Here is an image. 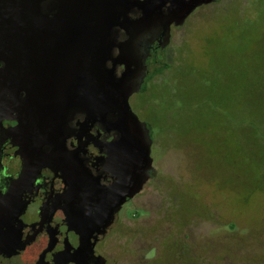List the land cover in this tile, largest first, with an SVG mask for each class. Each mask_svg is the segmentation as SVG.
Segmentation results:
<instances>
[{"label":"rangeland","instance_id":"1","mask_svg":"<svg viewBox=\"0 0 264 264\" xmlns=\"http://www.w3.org/2000/svg\"><path fill=\"white\" fill-rule=\"evenodd\" d=\"M170 37L163 61H150L129 99L152 125L159 168L167 169L160 175L180 179L163 206L167 196L158 194L138 219L139 229L164 222L139 234V264L159 255L152 264H168L171 238L160 240L167 221L207 246L203 260L264 264V0H218L173 25Z\"/></svg>","mask_w":264,"mask_h":264},{"label":"water","instance_id":"2","mask_svg":"<svg viewBox=\"0 0 264 264\" xmlns=\"http://www.w3.org/2000/svg\"><path fill=\"white\" fill-rule=\"evenodd\" d=\"M213 1L0 0V61L5 64L0 87L26 93L17 133L23 164L10 189L12 225L20 212L14 208L19 185L44 167L61 170L75 192V206L64 208L83 243L89 228L108 225L140 191L151 168V139L129 98L144 77L143 38L169 30L172 21L183 23L197 7ZM135 9L142 11L140 17L132 16ZM123 26L130 35L126 42L119 40ZM120 59L131 66L121 75ZM77 113L84 115L76 132L81 147L70 151L66 142L76 131L70 121ZM97 122L116 132L107 143L108 155L98 158L113 174L110 185H101L78 154L96 141L90 132Z\"/></svg>","mask_w":264,"mask_h":264},{"label":"flooded vegetation","instance_id":"3","mask_svg":"<svg viewBox=\"0 0 264 264\" xmlns=\"http://www.w3.org/2000/svg\"><path fill=\"white\" fill-rule=\"evenodd\" d=\"M217 1L214 0L197 7L191 15L198 8L207 7ZM141 15L140 9H135L132 14L135 18ZM186 20L181 24L172 21L170 28L173 25H182ZM126 27H120V42H126L130 37ZM170 28L167 31L163 28L157 29L143 38L144 46L140 58L145 67L144 77L140 87L132 91L131 95L142 88L149 72L150 61L154 63L159 60L163 61V57H165L163 55L166 54V48L171 40ZM120 49L116 47V55L120 54ZM109 64L112 65V62ZM4 65V62L0 61V69ZM117 65L119 75L127 72L131 67L124 59H120ZM4 90L0 87V264H123V262H128V259L130 264H139V234L150 236L156 231L158 225L164 223L156 221L153 226L150 224L144 229H139L138 219L143 216L144 207L158 194L167 196L166 200L160 202V206H163L172 197H170V193H175L180 188V179L175 180L174 176L170 175L167 178H162L160 175L162 170L166 171L167 169L164 164H161L162 170L159 168L160 158L158 157L160 156L155 153L152 125L143 121L151 139V168L148 169V175L142 188L122 204L108 225L89 228L85 233L87 239L83 243L82 235L70 225L64 208L75 206V192L70 190L62 171L51 167L42 168L39 174L33 179L30 178L29 183L19 185V199L17 202L14 201L17 204V208H14L20 212L16 216L15 224L12 225L10 189L18 178L23 164L17 133L22 122L21 99L26 93L21 91L17 94L10 87L6 92ZM83 120L84 115L77 113L70 121L72 129H76L75 133L67 138L66 147L70 151L81 147L76 132ZM90 133L96 141L91 140L85 145L78 153L79 157L83 158L87 171L94 177L100 178L101 185H110L114 181L113 174L104 168L98 158L108 155L107 143L116 136V132L97 122L93 125ZM98 136L99 138H96ZM138 212H141L142 215H138ZM165 223H170V229L160 240H164L167 235L171 238L167 241V246L163 248L168 264L173 262V252H175L173 256L178 264H204L205 262L216 264L220 262L219 256L215 257L214 261L210 260L211 262L208 256L206 260L200 258V253L207 246L202 242H190L192 234L186 225H183L182 230L178 229L175 233V224L168 221ZM12 226L14 227V232H12L15 235L13 240L11 237ZM12 241L18 243L16 249H11ZM193 244L194 254H192L193 250H190ZM154 249L155 247L150 245V251ZM159 249L161 253L160 243ZM161 256L155 257L154 261L147 257L145 264H152Z\"/></svg>","mask_w":264,"mask_h":264}]
</instances>
